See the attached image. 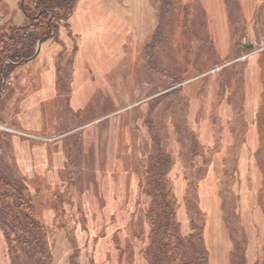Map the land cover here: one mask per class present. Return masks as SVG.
<instances>
[{"label":"rangeland","instance_id":"obj_1","mask_svg":"<svg viewBox=\"0 0 264 264\" xmlns=\"http://www.w3.org/2000/svg\"><path fill=\"white\" fill-rule=\"evenodd\" d=\"M226 2L78 0L72 30L3 84L0 172L36 195L48 248L0 231V264H149L133 232L151 244L157 141L205 264H264V0ZM23 4L0 0V26L24 25Z\"/></svg>","mask_w":264,"mask_h":264},{"label":"trees","instance_id":"obj_2","mask_svg":"<svg viewBox=\"0 0 264 264\" xmlns=\"http://www.w3.org/2000/svg\"><path fill=\"white\" fill-rule=\"evenodd\" d=\"M77 2L78 0H24L22 6L25 17L24 25L0 26V91L1 89L3 91L4 83L7 85L13 79L18 80L19 86H22L20 73L25 72V69H29L30 65L35 62L33 57L40 41H43L42 51L44 42L58 41V34L62 28L72 30L70 20L77 11ZM183 2L186 4L182 7V14L185 12L186 15L187 2L190 0H183ZM141 43H143V38ZM78 49V44H76L71 52H66L65 48V52L62 53L65 56L71 55L70 60L72 61ZM70 65L72 66V63ZM15 71L22 72L15 75ZM43 81L48 84L47 80ZM26 89V95H29L32 91L30 83ZM150 113L151 111H147V115ZM147 121L148 119L143 121L145 130L151 142L156 143L155 134L151 133L153 126L150 121L149 123ZM156 147L157 154L152 157L151 164L147 165L149 183L152 187V191L148 192L151 201L147 212L152 221V229L148 235L151 244L144 242V232L134 231V237L144 244L138 252L149 264H205L200 238L197 237L199 245L197 249L192 242V237H184L180 231L176 210L177 199L167 178L173 157L161 150L162 146L159 141ZM197 151L195 148L192 153L195 154ZM35 200L36 195L30 191V186L26 181L18 184L0 172V231L5 238L9 241L13 239L12 243L16 242L25 250L34 248L36 252H41L48 248V241ZM133 222L131 219L129 226L133 225ZM152 236H156L154 241ZM183 243L189 244L190 247L191 256L188 257V261L182 258L181 245ZM153 246L155 249L158 246L155 253L157 258L154 259L150 253ZM48 257V264H52L51 253Z\"/></svg>","mask_w":264,"mask_h":264},{"label":"water","instance_id":"obj_3","mask_svg":"<svg viewBox=\"0 0 264 264\" xmlns=\"http://www.w3.org/2000/svg\"><path fill=\"white\" fill-rule=\"evenodd\" d=\"M42 43H43V41H40L39 43H38V47H37V50H36V54H35V56L33 57V58H35V57H37L38 56V54L40 53V51H41V47H42ZM247 47H253V45H249V44H247L246 45ZM0 92H2V89H1V91Z\"/></svg>","mask_w":264,"mask_h":264}]
</instances>
